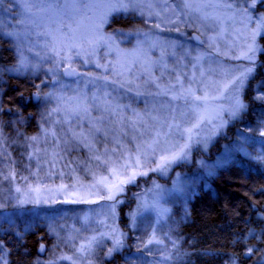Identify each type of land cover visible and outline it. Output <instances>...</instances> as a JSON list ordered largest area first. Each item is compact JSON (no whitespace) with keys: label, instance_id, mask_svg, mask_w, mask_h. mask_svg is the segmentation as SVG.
I'll use <instances>...</instances> for the list:
<instances>
[{"label":"rangeland","instance_id":"374dc122","mask_svg":"<svg viewBox=\"0 0 264 264\" xmlns=\"http://www.w3.org/2000/svg\"><path fill=\"white\" fill-rule=\"evenodd\" d=\"M3 42L0 264L29 232L48 237L33 264H185L194 196L233 163L264 171V0H0ZM6 75L39 102L5 114Z\"/></svg>","mask_w":264,"mask_h":264},{"label":"trees","instance_id":"16d2710c","mask_svg":"<svg viewBox=\"0 0 264 264\" xmlns=\"http://www.w3.org/2000/svg\"><path fill=\"white\" fill-rule=\"evenodd\" d=\"M129 19L125 20L128 25ZM15 59L8 42L1 43L0 63L10 65ZM34 90L25 77L12 76L4 89L3 99L18 107L28 106L27 98ZM250 100V99H249ZM264 210V171L247 169L233 163L222 168L212 180V188L199 191L190 203L189 219L181 226V234L193 242L185 264H251L254 256L245 254L243 236L260 226L256 216ZM124 213V211H122ZM46 234L29 232L10 235L4 242L9 251V264H33L39 244ZM251 241L255 242L254 239Z\"/></svg>","mask_w":264,"mask_h":264},{"label":"water","instance_id":"95a60500","mask_svg":"<svg viewBox=\"0 0 264 264\" xmlns=\"http://www.w3.org/2000/svg\"><path fill=\"white\" fill-rule=\"evenodd\" d=\"M194 38H195L196 41L201 42V38L199 37L198 34L195 33L194 34ZM63 75L68 80H76V79H78L79 77L82 76V71L78 70V69H75V68H71L70 66H65L63 68ZM32 100H33L34 103L39 102V100H40L39 92H37V91L34 92V94L32 95ZM46 249H47L46 244L42 243L40 245V248H39V253L40 254H44Z\"/></svg>","mask_w":264,"mask_h":264},{"label":"flooded vegetation","instance_id":"af4514ba","mask_svg":"<svg viewBox=\"0 0 264 264\" xmlns=\"http://www.w3.org/2000/svg\"><path fill=\"white\" fill-rule=\"evenodd\" d=\"M194 34H195V33H193V35H194ZM12 76H13V75H6L7 82L9 81V78L12 77ZM34 91H35V90H34ZM32 93H33V92H32ZM32 93H31V95H32ZM31 95H30V96H31ZM30 96L27 98V102H28V103L31 101V97H32V96H31V97H30ZM2 98H3V97H2ZM3 100H4V99H3ZM4 101H5V100H4ZM3 104H4V108H5V109H4V113H5V114H8L9 112H11L12 109H9V107H10L9 102L6 101V102L3 103ZM32 105H33V103H32V101H31V104H29L28 106L25 105V109H26V110L31 109V108H32ZM4 113H3V114H4ZM42 242H43V241H42ZM44 242H46V241H44Z\"/></svg>","mask_w":264,"mask_h":264},{"label":"snow or ice","instance_id":"6c2138e0","mask_svg":"<svg viewBox=\"0 0 264 264\" xmlns=\"http://www.w3.org/2000/svg\"><path fill=\"white\" fill-rule=\"evenodd\" d=\"M112 198H113L112 196L109 197V199H112Z\"/></svg>","mask_w":264,"mask_h":264}]
</instances>
